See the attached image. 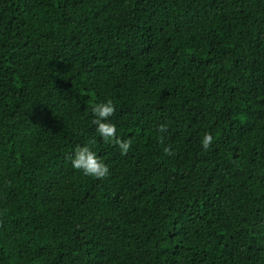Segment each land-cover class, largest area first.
I'll return each instance as SVG.
<instances>
[{"label":"trees","instance_id":"trees-1","mask_svg":"<svg viewBox=\"0 0 264 264\" xmlns=\"http://www.w3.org/2000/svg\"><path fill=\"white\" fill-rule=\"evenodd\" d=\"M0 264H264V0H0Z\"/></svg>","mask_w":264,"mask_h":264},{"label":"clouds","instance_id":"clouds-1","mask_svg":"<svg viewBox=\"0 0 264 264\" xmlns=\"http://www.w3.org/2000/svg\"><path fill=\"white\" fill-rule=\"evenodd\" d=\"M116 106L112 99L106 98L103 101L95 102L91 106L92 124L95 126L96 134L103 140L113 142L120 151V154L126 155L132 147L130 139H121L117 135V125L109 118L113 116ZM166 124H161L158 131L165 132ZM163 137H161V141ZM214 142V136L205 131L199 140V145L203 150H208ZM94 143V142H93ZM166 155H173L174 151L170 146L163 149ZM70 166L78 170L83 176L103 181L110 175V169L107 163L102 160L89 144L78 145L68 156Z\"/></svg>","mask_w":264,"mask_h":264}]
</instances>
